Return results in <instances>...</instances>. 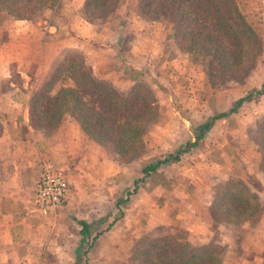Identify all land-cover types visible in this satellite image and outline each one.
<instances>
[{
    "label": "crops",
    "instance_id": "obj_1",
    "mask_svg": "<svg viewBox=\"0 0 264 264\" xmlns=\"http://www.w3.org/2000/svg\"><path fill=\"white\" fill-rule=\"evenodd\" d=\"M129 1H120L98 24L82 19L83 0H58L52 9L41 10L36 19L0 14V264H125L128 250L138 238L161 232L177 236L180 231L178 237L189 244H206L209 210L204 194L227 180L242 181L261 203L252 225L242 224L239 232L220 226V238L229 244L227 250L235 251L230 262L264 264V179L251 141L254 122L264 118V88L260 95L253 94L264 87L260 64L264 38L258 36V61L255 59L249 74L232 89L215 92L200 70V81L182 87L185 99L177 104L178 95L174 98L172 87L152 83L149 87L157 102V119L149 136L156 138L155 146L144 153L148 156L130 163L118 164L104 155L68 118L49 136L29 126V93L63 51L78 52L95 78L116 86L143 83L145 71L152 66L174 67L184 56L166 39V24L157 22L158 17L151 21L139 18L136 10L130 12L126 7ZM165 48L168 54L173 53L166 55ZM255 78L256 83L252 82ZM224 93L227 98L232 95L231 99ZM248 93H252L249 101L216 120L176 162L160 164L133 190V181L148 165L146 160L155 163L186 142H194L204 121L226 113ZM213 98H220L219 110L208 108ZM213 155L216 158L212 159ZM182 162L188 175L179 171L178 178L171 171L180 170ZM44 164L63 171L67 184L64 202L45 216L26 214ZM194 172L200 176L199 183L204 182L198 190L202 199L193 201L187 193L193 190L189 180L194 181ZM125 193L119 218L107 228V213ZM78 222L87 225L85 257L76 253L83 245H79ZM197 222L200 225L194 231Z\"/></svg>",
    "mask_w": 264,
    "mask_h": 264
},
{
    "label": "trees",
    "instance_id": "obj_2",
    "mask_svg": "<svg viewBox=\"0 0 264 264\" xmlns=\"http://www.w3.org/2000/svg\"><path fill=\"white\" fill-rule=\"evenodd\" d=\"M57 1L0 0V14L30 20L35 13L52 9ZM119 4L120 0H83L80 14L85 22L95 23L110 16ZM135 6L142 18L152 20L161 16L166 21V39L171 40L179 53L191 57L211 89L241 82L261 51L258 35L246 22L235 0H136ZM263 88L254 90L253 94L260 95ZM251 97L252 93L246 94L226 113L204 121L194 142H186L173 154L144 166L133 181V190L160 164L176 162L216 120L235 111ZM27 114L29 126L45 136L51 135L68 118L109 158L118 164H127L142 153L143 138L157 119V102L149 86L134 83L127 90H121L95 78L81 54L66 50L30 91ZM251 141L259 155L258 171L264 179V118L254 122ZM126 197L125 193L123 198H117L114 207L125 203ZM205 200L214 219L229 230L238 229L244 223L252 225L261 210L257 196L240 180L214 185ZM78 225L81 246L86 239L87 225L83 222ZM220 252L213 244L191 245L184 238L161 232L138 238L125 264H224ZM76 253L79 257L85 255L79 249Z\"/></svg>",
    "mask_w": 264,
    "mask_h": 264
},
{
    "label": "rangeland",
    "instance_id": "obj_3",
    "mask_svg": "<svg viewBox=\"0 0 264 264\" xmlns=\"http://www.w3.org/2000/svg\"><path fill=\"white\" fill-rule=\"evenodd\" d=\"M120 1H122V0H120ZM235 2H236L237 7L239 8L241 13L245 17V20L247 21V23H249L250 26H252V28H254V32L258 36H260L261 39L264 38V0H235ZM135 5H136V0H130L128 2V4L126 5V7H128V9L131 12L133 10L134 11L136 10V6ZM40 13L41 12L35 13L33 18H35V17L38 18ZM126 14H127V12H126ZM136 14H137V16L139 18L144 19L145 21H151V20L142 18L138 14L137 10H136ZM129 15L130 14H127V17ZM0 20H1V15H0ZM156 21L157 22H164L166 24V21L161 16L160 17L158 16V18H156ZM96 23L98 24V23H100V21H98ZM130 37H131V35L128 36V40L130 39ZM165 49H166V55L170 56L173 53V52H170L168 54L167 51L169 49H167V48H165ZM180 54H182V53H180ZM181 57L182 58L180 60L177 59L178 62H175L176 65H174V67L170 66V67H168L166 69V68L160 67V64H158L157 66H152L151 68H149V71L146 70L145 71V75L143 76L145 80H144V82L142 84H145L147 86H151L152 83L153 84H155V83L158 84V82H162L165 85H169V87H172V89L174 90L173 91L174 98L178 95L177 98L175 99V102L177 104H180L181 100L185 99V96H183L185 94L180 92V90L182 89V87H184V86H186L188 84H193V83L199 82L200 79H199L198 76H200V73H198V72H200V70H201L200 67L195 62H193V60L191 59L190 56H186L184 54V56L182 55ZM256 61H258V60L256 59ZM260 64H261L262 67H264V57L260 59ZM187 65H189V66H187ZM196 66L198 67L197 69H196ZM201 73H203V72L201 71ZM204 78H205V76H204ZM252 82L256 83L257 82L256 78L253 79ZM241 83H242V81H241ZM158 86H161V84L160 85L158 84ZM128 87L129 86L124 85V84L123 85H121V84L118 85V88H120L121 90H127ZM230 88L232 89V86H221L220 88H214L213 90H216L215 92H219L220 93V92H224L225 90L230 89ZM243 88H246V87H244V85H243ZM176 89L179 92H177ZM224 94H225L224 97L227 100L231 99L232 95H230V98H227L226 97V93H224ZM220 105H221L220 98H213V101L209 102L208 108L210 110H219L220 109ZM154 125L150 126L149 130L147 131L146 135L143 138V146H142L143 149H142L141 155L138 158L148 156L147 154L144 155V153H146L147 151H152V147L155 146L154 145L155 144L154 141L156 140V138H153L152 136L151 137L149 136V134L152 133V131H153ZM212 141H214V140H212ZM103 154L106 155L104 152H103ZM211 157H212V159L216 158V156H214V155L211 156ZM145 162L147 164L152 163V162H148V160H146ZM178 166L180 167V170L177 167L176 169H173V171H171V174H172V172H173V174H177L178 178H180V176H181L179 174V171L185 172L188 175V171H184V168H187L186 164L184 162L179 163ZM54 169H56V168H54ZM195 169H196V171L198 170L197 167H195ZM61 173L64 175L63 171H61ZM199 177L200 176L194 172V176H193L194 181H193V179L191 177L192 181L189 180L190 184L188 183L189 187H191V190L192 189L193 190L191 192L187 193V196H188V198H192L193 201L195 199H202V197H203L202 195L198 196L199 195L198 190L201 189L199 187V185L204 182V181L203 182L200 181V183H199V181H198ZM179 184H180V182L178 183V185ZM188 184H187V186H188ZM190 193H193V194L191 195ZM205 194L207 195L208 191H206ZM205 194H204V196H206ZM123 197H124V195L121 194L118 198H123ZM205 199H206V197H205ZM123 205H124V203L121 204L117 208L114 207L111 212L107 213V215L109 216L107 219H105V222L107 224L109 222H111L113 219H118L119 218L118 214L120 213V210L123 209V207H122ZM208 215H209V226H208L209 227L208 228L209 229L208 230L209 237H208L207 244H213L216 247H218L219 250L221 249V252H220L221 253L220 254L221 255L220 256L221 260L223 261L224 264H230L231 263L230 261H232V258L234 257L235 251L227 250L229 244L224 242L223 239L220 238L221 237L220 236L221 235L220 226L222 228L226 229V230H229V229H227L225 226H222L220 224V222L216 218L214 219V216H213V214H212V212L210 210H209V214ZM199 223L200 222H197L192 227V230L195 231L196 227L198 225H200ZM170 228L174 229V228H176V226H171ZM233 230L236 231V232H239L240 229L238 228V229H233ZM154 234H157V233H154ZM179 234H182V232L179 231ZM179 234L177 236H180ZM84 248H85V244L82 245L81 252H83L85 250ZM130 248H129V250H130ZM129 250H128V253H127V257L125 258L126 260L128 258V255H129ZM87 251L88 250H85L84 253L86 254ZM80 257H85V255L84 256H80ZM113 264H116V263H113Z\"/></svg>",
    "mask_w": 264,
    "mask_h": 264
},
{
    "label": "built area",
    "instance_id": "obj_4",
    "mask_svg": "<svg viewBox=\"0 0 264 264\" xmlns=\"http://www.w3.org/2000/svg\"><path fill=\"white\" fill-rule=\"evenodd\" d=\"M67 184L60 170L44 164L39 170L37 180L26 214L48 215L59 209L64 202Z\"/></svg>",
    "mask_w": 264,
    "mask_h": 264
}]
</instances>
